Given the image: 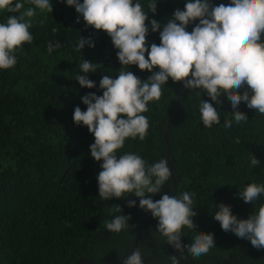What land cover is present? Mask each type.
I'll return each mask as SVG.
<instances>
[{
	"label": "trees",
	"instance_id": "1",
	"mask_svg": "<svg viewBox=\"0 0 264 264\" xmlns=\"http://www.w3.org/2000/svg\"><path fill=\"white\" fill-rule=\"evenodd\" d=\"M157 2L153 13L148 0H141L149 20H157L161 26L175 9L184 8L183 0ZM227 2L213 0V5ZM51 3L52 12L37 10L33 17L24 18L31 21L33 41L15 53L14 67L0 70V264H72L80 258L96 264H121L130 254L137 226L147 212L127 206L128 199H137L138 205V198L132 195L108 201L98 196L96 177L101 162L89 154L94 137L72 120L76 106L86 110L81 96L89 92L102 95L100 78L118 75L121 66L117 50L106 33L86 26L82 17L77 22L74 8L60 0ZM27 7L31 5L25 4L13 15L19 16ZM7 15L0 12V22ZM192 27L194 24L187 30ZM79 37L91 38L95 46L86 45L77 51ZM49 42L60 44L51 55L47 52ZM146 42L159 44V33L150 31ZM83 59L98 63L97 71L89 77L96 84L92 89H81L75 79ZM127 70L141 80L150 75L135 65ZM179 88V84L168 81L160 100L150 103L149 111L143 113L149 121L145 139H126L124 145L133 143L129 149L152 163L166 160L163 131L174 115L166 138L171 175L177 183L175 195L195 191L193 227L198 225L196 231L206 234L212 231L215 244L200 257L185 249L180 264H264V249L254 248L231 232L229 236L219 232L212 218L221 195L243 219L264 203V196L254 204L238 196L242 186L264 183V116L242 102L239 110L246 114L247 121L225 127L223 120L232 118V109L227 97H222L217 105L220 123L206 128L199 119L194 94H181ZM206 98L202 93L201 99ZM251 156L260 161L258 166L250 167ZM171 190L170 177L162 192L152 198L158 200ZM116 205L131 217L129 231L119 234L102 226L103 220L111 219V208ZM157 223L150 216L139 235L136 248L144 264H170L169 256H180L157 232ZM192 237L182 236V243Z\"/></svg>",
	"mask_w": 264,
	"mask_h": 264
},
{
	"label": "clouds",
	"instance_id": "2",
	"mask_svg": "<svg viewBox=\"0 0 264 264\" xmlns=\"http://www.w3.org/2000/svg\"><path fill=\"white\" fill-rule=\"evenodd\" d=\"M60 2L74 8L77 22L82 17L86 26L110 37L121 66L115 77L100 78L102 95L89 92L81 96L86 110L76 106L72 113L74 124L86 127L94 137L89 154L94 161L101 162L96 177L98 196L104 201L129 195L138 198V205L137 199H128L127 206H138L150 213L158 221L157 232L180 252L179 257H168L170 264H180L185 249L196 257L206 255L215 247L214 233L196 231L200 229L198 225L193 227L195 191L183 192L179 197L165 192L160 199L153 200V195L162 192L170 177L175 181L171 165L163 158L152 163L151 159L129 149L133 143L124 144L126 139H145L149 121L143 113L149 111L150 103L160 100L169 80L179 84L181 94H194L199 119L206 128L220 123L221 110L217 105L222 97H227L232 109V118L223 120L225 127L247 121L246 114L239 110L242 102L264 116V0H228L218 5H213V0H183V10L175 9L163 26L157 20H149L141 0ZM25 4L31 7L19 16L13 15ZM157 4V0H148L149 11L155 13ZM37 10L52 12L51 0H0V12L10 14L0 22V70L14 67L15 53L33 41L29 31L31 21L24 18L33 17ZM193 24L189 32L187 28ZM150 31L159 33V44H147ZM86 45L95 46L91 38L79 37L76 50L81 51ZM59 47V43L49 42L47 52L51 55ZM97 65L86 59L80 62V74L75 79L81 89L96 87L89 77L97 71ZM132 65L150 73L149 77L141 80L127 70ZM202 93L206 99H201ZM259 164L251 156L250 167ZM238 196L245 203L254 204L264 196V183H248L242 186ZM226 198L221 195V203L216 204L212 215L217 230L228 236L231 232L249 241L254 248L264 249V203L243 219L225 204ZM111 210V219L102 221L103 228L115 234L129 231L131 217L122 214L119 205ZM184 235L194 236L190 242L182 243ZM121 264H144L141 251L136 248Z\"/></svg>",
	"mask_w": 264,
	"mask_h": 264
},
{
	"label": "water",
	"instance_id": "3",
	"mask_svg": "<svg viewBox=\"0 0 264 264\" xmlns=\"http://www.w3.org/2000/svg\"><path fill=\"white\" fill-rule=\"evenodd\" d=\"M180 89V88H179ZM178 104H179V100H178ZM178 104L176 105L175 109H174V114L178 108ZM174 115H172V117L170 118V121L167 123V127L165 128V130L163 131V135L165 134L166 130L169 128L170 126V123L173 119ZM165 140V143H166V158H167V163L168 165L170 164V160H169V153H170V150H169V147H168V143L166 141V138H164ZM145 223V220L143 222H141L140 226L136 229L135 231V234H134V237H133V241H132V246H131V251H130V254L133 250L136 249L137 247V243H138V239H139V235H140V232H141V229H142V226L143 224ZM72 264H96L95 262L91 261L90 259L88 258H80L78 259L77 261H75L74 263Z\"/></svg>",
	"mask_w": 264,
	"mask_h": 264
},
{
	"label": "bare ground",
	"instance_id": "4",
	"mask_svg": "<svg viewBox=\"0 0 264 264\" xmlns=\"http://www.w3.org/2000/svg\"><path fill=\"white\" fill-rule=\"evenodd\" d=\"M171 172H172V171H171ZM176 191H177V183H176V180H175L174 182L172 181V190H171V192H170L169 195H170V196H175ZM150 216H151L150 213H146V214L144 215V217L141 219V221H140V223L138 224L137 227H139L140 224H141V222H143L144 220H145V223H146ZM145 223H144V224H145ZM144 224H143V226H144ZM143 226H142V227H143Z\"/></svg>",
	"mask_w": 264,
	"mask_h": 264
}]
</instances>
